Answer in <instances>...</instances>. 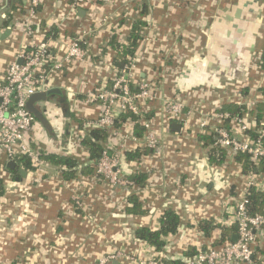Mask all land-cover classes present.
<instances>
[{
    "label": "crops",
    "instance_id": "1",
    "mask_svg": "<svg viewBox=\"0 0 264 264\" xmlns=\"http://www.w3.org/2000/svg\"><path fill=\"white\" fill-rule=\"evenodd\" d=\"M72 2L42 0L34 35L26 39L23 22L30 0H0L1 77L25 43L50 40L54 54L62 58L65 45L88 32L86 59L68 61L49 75L48 87L62 94L46 103L51 131L38 119L34 123L29 142L37 151L88 160L80 142L87 129L82 128L102 111L89 97L112 85L124 64L123 49L136 33L141 37L135 51L138 81H151L161 99L183 100L193 115L176 131L173 123L179 121L166 119L162 100L151 103L162 153L149 152L123 163L121 170L124 177L127 172L146 173L147 184L141 188L114 186L96 174L80 172L66 180L60 166L43 160L24 177L6 171V192L0 198V264H96L110 254L155 256L157 251L137 239L136 231L141 226L158 229L169 208L179 213L181 224L176 235L165 238L167 256L177 259L193 248L210 246L224 231L217 228L208 236L201 224L213 220L228 229L234 225L233 212L247 176L236 157L228 155L221 164L213 160L211 144L201 138L205 134L200 122L233 104L243 107V119L251 128L258 127V107L264 104V0H89L78 9ZM232 130L242 135L235 124ZM114 131L118 135L110 132L106 147L113 138L116 145L123 135L135 136V122H119ZM127 146V151L138 148L131 138ZM5 161L0 153V162ZM258 176L264 190V173ZM75 193L82 198L80 207L73 200ZM133 193L140 195L146 214L125 212ZM108 264L137 263L122 255ZM252 264H264V233Z\"/></svg>",
    "mask_w": 264,
    "mask_h": 264
},
{
    "label": "built area",
    "instance_id": "2",
    "mask_svg": "<svg viewBox=\"0 0 264 264\" xmlns=\"http://www.w3.org/2000/svg\"><path fill=\"white\" fill-rule=\"evenodd\" d=\"M88 1L73 0V8L78 9ZM41 3L42 0H30L23 22L24 34L28 37L26 39L34 35V17ZM88 39L87 31L73 37L65 45L66 52L62 58L56 57L50 40L29 41L25 43L16 59L8 65L5 75L0 76V153L5 155L7 161L15 160L18 155H27L34 163L38 165L41 163L38 151L29 142L36 117L28 108V101L36 93L49 90L47 83L49 75L60 71L68 61L80 62L86 59ZM19 59H22L21 63ZM136 68V59H130L128 63L123 64L110 87L90 95V100L99 103L102 111L96 120L87 121L86 127L108 129L114 135H118L114 131L118 112L140 114L142 105L147 104L149 111L150 104L162 98L157 94L151 81H138ZM161 100L163 114L167 120L179 121L182 125L189 123L193 110L187 103L173 98ZM206 117L200 122V129L202 134L213 136L214 143L211 146L224 149L232 157H237L240 152H247L251 163L258 167L264 158V119L256 129L257 138H251L247 133L250 126L241 116L228 111H218L209 118ZM227 120L230 121L231 127L226 124ZM234 124L241 131V136L232 130ZM143 126L145 131L141 137L123 135L116 145V138L110 140L95 165L97 176H101L114 186H135L132 180L124 177L120 166L121 157L128 149V140L131 138L139 148H149L157 155L162 153L161 139L154 122L146 119ZM110 150H113V154L109 153ZM246 176L247 187L233 212L232 222L236 225L234 235L238 236L233 242L217 248L210 245L206 249H199L192 257L181 256L177 258L181 260L180 263H168L169 259H175L163 251L143 259L123 253L110 254L101 257L96 264H108L112 259L122 255L128 256L137 264H252L256 243L264 233V215L249 212L250 200L247 194L251 187L262 189V184L261 176L256 173L251 171ZM73 200L77 206L82 205L79 193L74 194Z\"/></svg>",
    "mask_w": 264,
    "mask_h": 264
},
{
    "label": "trees",
    "instance_id": "3",
    "mask_svg": "<svg viewBox=\"0 0 264 264\" xmlns=\"http://www.w3.org/2000/svg\"><path fill=\"white\" fill-rule=\"evenodd\" d=\"M101 2V0H96ZM142 25H145V23H141ZM141 39L140 35L138 33L132 35V40L130 41V44L128 48H124L122 52V56L124 57V63H128L130 59L135 58V51L136 47L138 45V41ZM121 47H117L118 50H120ZM123 67L120 66V69ZM110 87V86H109ZM56 95V94H55ZM55 95H52V98L55 97ZM63 100H65L64 97H62ZM151 105V104H150ZM150 107V106H149ZM243 107H239L238 105L233 104H226L223 106L220 111H228L232 113L233 115H238L243 117L244 110H242ZM151 109L148 111V105H142L141 107V113L135 114L133 112H118L117 118L115 122L114 128L119 124V122L126 121L128 119L135 122V136L141 137L143 136V133L145 131L143 126V121L146 119H149L153 121L152 117L155 115V113L150 112ZM264 119V104H259L258 111H257V123L258 127L260 126L261 122ZM230 121L227 120L226 124L228 127ZM81 127H83V123L81 122ZM251 128L247 131L248 135L251 136V138H257L258 133L256 129L258 128ZM82 129L86 130V135L80 140L82 146L87 149L88 152V160H85V163H81L80 160L73 158L71 155L66 154H58V153H48L43 150H38V157L40 160L51 162L54 165L60 166L62 170V174L64 175L66 180H72L77 177L78 172L82 173L83 175H89L92 176L95 174V165L99 161V159L102 157L103 151L106 149V142L107 139L110 136V131L108 129H102V128H89L84 126ZM201 138L205 140L206 144H213L214 139L212 135H201ZM149 152H152L151 149L145 148H137L135 151H126L123 153L120 161V166L122 169L123 163L140 160L144 155L148 154ZM109 153H111L109 151ZM112 154V153H111ZM213 160L217 161V163H223L228 156V153L218 147V146H212L211 154ZM237 161L241 163L243 173L245 175H248L249 172H254L257 175L264 173V158L261 159L258 167L254 166L251 163L250 155L247 152H240L237 154L236 157ZM18 163V167H23L26 170H34L38 168V164L34 163L32 159L27 155H18L15 159ZM5 162H0V198L4 196L6 192V180L4 173H7L6 171L10 172L14 177L20 176V173L17 171V169L10 170L6 166ZM130 171V169H129ZM129 174L128 179L132 180L136 187H144L147 184L148 176L144 172H135L131 173L127 172ZM97 176V175H96ZM101 178V176H98ZM248 198L250 200V203L248 205L249 212L252 214H262L264 215V190L263 189H257L256 187H251L248 190ZM125 212L128 214H135V215H143L146 214L147 209L144 208L143 202L140 198V195L137 193H133L130 195V197L127 199L126 206L124 208ZM181 224V218L179 213L172 209H166L164 213L162 214L160 218V226L158 229H152L148 226H141L136 231V238L139 240H142L152 246L157 252H163L166 248V241L165 238L168 236L176 235L179 232V226ZM201 229L204 231L206 235H210L211 232L214 229H223L224 235L222 238L216 239L212 244H210L212 247H221L227 243H231L234 241V233L236 231V225L234 224L230 229L226 228L220 223L214 224L213 220H206L201 224ZM202 249H206L202 248ZM199 252L198 249L193 248L191 251L189 250L186 252L184 257H192L196 255ZM180 259L175 260H168V263H180Z\"/></svg>",
    "mask_w": 264,
    "mask_h": 264
},
{
    "label": "water",
    "instance_id": "4",
    "mask_svg": "<svg viewBox=\"0 0 264 264\" xmlns=\"http://www.w3.org/2000/svg\"><path fill=\"white\" fill-rule=\"evenodd\" d=\"M80 13L82 14L84 12V9H80L79 10ZM239 16V15H237ZM9 30L7 31L6 34H9ZM3 35V36H6ZM0 37H2V33H0ZM22 62V59H19V63ZM55 94H62V90L59 88H51L47 91H43V92H38L35 95H33L30 100L28 101V108L33 112V114L35 115L36 119H38L39 121H41L50 131H51V125L49 124V121L47 120L46 116H45V111L47 110V105L46 103L49 101V99L52 97V95ZM36 102H43V104L39 107L36 105ZM45 103V105H44ZM173 127L174 130L179 131L182 128V123L180 122H174L173 123ZM6 166L8 169L13 170V169H17V171L20 173V175H22L23 177L27 175V170H25L22 167H18V163L15 160H8L6 163ZM237 235H234V240L237 239Z\"/></svg>",
    "mask_w": 264,
    "mask_h": 264
}]
</instances>
